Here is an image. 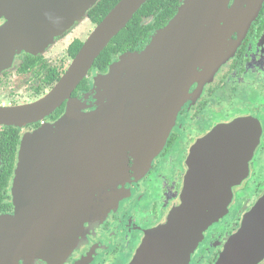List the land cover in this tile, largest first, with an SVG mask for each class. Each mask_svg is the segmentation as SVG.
I'll return each instance as SVG.
<instances>
[{"label":"water","instance_id":"1","mask_svg":"<svg viewBox=\"0 0 264 264\" xmlns=\"http://www.w3.org/2000/svg\"><path fill=\"white\" fill-rule=\"evenodd\" d=\"M98 1L0 0V3L2 8L12 11V16L18 17L13 22L19 26L13 36V48L38 53L75 23L88 20V11ZM147 1L120 0L91 31L52 91L31 106L0 110V123L12 125L15 117L32 122L69 98L102 51ZM229 1L181 0L175 15L151 34L143 50L121 54L107 74L97 76L100 103L97 110L81 113L71 105L55 124L25 138L15 178L19 196L14 221L26 230L29 240L40 241L35 247H42L40 254L47 252L48 232H57L62 225L66 240L62 246L69 254L96 201L107 189L117 187L124 177L125 168L118 169V166L127 148L132 145L135 154H142V145L153 136L158 141L157 150L162 147L197 68L204 66L214 71L231 54L227 50L230 44L225 43L229 34L249 25L262 0H237L228 10ZM119 72L145 78L146 87L152 91L154 88L151 94L154 108L145 126L148 128L145 135L129 133L131 126L122 105L118 79L114 90L112 87L114 75ZM238 127L237 123L219 126L194 147L179 204L163 225L146 234L130 264H187L203 231L226 214L231 188L246 175V158L238 166L231 164L235 161L232 155L236 150ZM50 145L53 150L49 149ZM53 152L58 156L61 152L66 155L77 152L79 157L81 154L79 180L69 171L54 173L50 161L57 156ZM73 165L75 162L70 164ZM46 176H58L61 188L67 189L59 205L56 197L50 201L49 213L42 209L44 205L38 204L45 198ZM75 184L82 187L76 194ZM15 232L11 241L15 240ZM263 259L264 197L244 217L241 228L229 240L217 264H259Z\"/></svg>","mask_w":264,"mask_h":264},{"label":"flooded vegetation","instance_id":"2","mask_svg":"<svg viewBox=\"0 0 264 264\" xmlns=\"http://www.w3.org/2000/svg\"><path fill=\"white\" fill-rule=\"evenodd\" d=\"M11 14L12 11L2 8L0 3V110L25 108L47 96L72 61L68 46L75 40L84 42L75 38L59 56L53 52L55 45L79 26L75 23L65 34L55 38L54 45L41 52L13 48V36L19 26L13 24L18 17ZM226 42L230 44L227 50L231 54L215 71L204 66L197 68L162 147L148 156L146 144H143L141 155L148 158L142 163L136 160L132 145L129 147L126 176L96 201L69 254L62 246L63 240L66 241L63 225L57 232H48L47 252L42 255V247L35 248L40 241L29 240L26 230L14 221L19 196L15 190L19 152L27 136L55 124L71 105L81 113L97 110L100 103L95 79L107 74L121 54L116 55L104 71L90 69L83 79L85 87L82 80L69 98L49 114L32 122L15 117L12 125L0 123V264H130L146 234L163 225L179 204L194 147L217 127L237 123V144L232 155L235 161L231 164L238 166L246 158V175L231 188L226 214L203 231L187 261V264H217L229 240L241 228L244 217L264 197V167H256L258 160L264 158V0L246 30H234ZM144 47L132 52H140ZM114 77L112 87L114 90L118 79L122 105L131 126L130 135H145L148 128L139 122L137 114L133 117L130 107L138 78L126 76L125 72ZM150 98L148 101L152 102L153 97ZM212 115L221 119L213 123ZM206 127L209 128L206 130ZM52 147L50 145L49 149ZM53 153L57 156L50 161L54 173L69 171L79 180L81 154L79 157L77 152L73 155L61 152L59 156ZM74 162L75 165L70 166ZM45 178V198L38 204L44 205L42 209L49 213L50 201L56 197L59 205L67 189L66 186L61 188L58 176ZM48 181L54 182L48 184ZM79 189L82 187L73 186L75 194ZM229 217L230 222L224 225L221 233H210L214 225ZM14 230L15 240L11 241ZM259 264H264V259Z\"/></svg>","mask_w":264,"mask_h":264},{"label":"trees","instance_id":"3","mask_svg":"<svg viewBox=\"0 0 264 264\" xmlns=\"http://www.w3.org/2000/svg\"><path fill=\"white\" fill-rule=\"evenodd\" d=\"M120 0H99L88 11V20L97 25ZM181 0H149L132 17L94 61L91 69L104 71L113 58L124 52L140 49L149 42L151 34L163 28L175 15ZM82 42L75 40L68 46L72 59L78 53ZM85 87L86 81H82Z\"/></svg>","mask_w":264,"mask_h":264},{"label":"rangeland","instance_id":"4","mask_svg":"<svg viewBox=\"0 0 264 264\" xmlns=\"http://www.w3.org/2000/svg\"><path fill=\"white\" fill-rule=\"evenodd\" d=\"M231 1L232 0H230L229 3H228V10L231 9L232 5L235 2H237V0H233L232 3H231ZM260 6H261V4H260ZM259 8H258V10H259ZM256 15H257V13H256ZM256 15H254L251 20H249L250 18H247V19L250 22H252ZM247 27L242 26V27H239V28L235 29V31H239V32H241V30L245 31ZM93 28H95L94 24L90 23L88 20L82 21L81 23H79V26L70 35H68L67 37H65L63 40L59 41L55 45V49L53 50V52L57 53L58 56H59L62 53L63 48L72 39L77 38V39L85 41L87 36L89 35V33H91V31L93 30ZM222 62H224V60ZM219 65H217L216 68ZM216 68H215V70H216ZM97 86H98V89H99V84ZM135 89H136V92H135V95H134V99L131 101V105H130L131 113L133 114V117H135V115L137 114L139 122L142 123L143 126H147L148 121H149V115L152 114L151 112H152V109L154 108V104L149 102L148 100L151 97V94L154 93V88L152 87L153 91L149 90L146 87L145 78H138ZM145 92H146V94L144 95ZM222 117H224V116H222ZM211 119H212V122L215 123V122H218V120H220L221 118H218V116L212 115ZM203 128H205V125L203 126ZM208 128L209 127H206V130ZM167 136H166V138H167ZM151 139L152 140L146 144V150H147V155L148 156L150 154H152V153H156L157 152V147H158V143H157L158 141L155 139V136H153V138H151ZM126 147H123V148L126 149ZM127 149H126L125 153H122V158L120 159V163H119L120 165L118 166L119 167L118 169L125 168L124 177L126 176V167L128 166V157H127V155H128L127 152L128 151H127ZM132 153H134V152H131V154ZM147 155H145V156H147ZM145 156L141 155L140 153H136V160L138 161V163H142L148 158V157L146 158ZM256 167H264V158H262L261 160L260 159L258 160V163L256 164ZM263 173H264V170H263ZM232 209H234V206L231 208V210ZM230 214H232V212H230ZM228 222H230V217H229V219L225 218L223 220V222L219 223L218 225L217 224L214 225L210 229V233H212V232L221 233L223 231V229H224L223 228L224 225L227 224Z\"/></svg>","mask_w":264,"mask_h":264}]
</instances>
